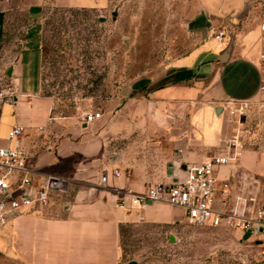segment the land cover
Masks as SVG:
<instances>
[{
  "label": "crops",
  "instance_id": "crops-1",
  "mask_svg": "<svg viewBox=\"0 0 264 264\" xmlns=\"http://www.w3.org/2000/svg\"><path fill=\"white\" fill-rule=\"evenodd\" d=\"M115 1L0 0V77L14 89L0 103V147L13 148L9 134L22 127V147L34 148L26 149L33 165L73 181L49 207L29 209L0 229V264H120L122 229H176L185 220L181 209L166 203L126 210L117 199L127 189L143 193L149 185L173 182L181 165L231 153L227 145L239 128L244 149L237 162L217 168V176L264 203V143L253 141L264 133L261 0H195L208 34L226 33L222 44L210 37L172 60L160 77L134 82L127 97L113 98L115 107L94 122L55 116V99L44 93L42 75L40 32L48 6L104 10ZM230 41V56L222 63ZM240 101L248 110L238 126L227 103ZM115 170L121 171L119 178Z\"/></svg>",
  "mask_w": 264,
  "mask_h": 264
},
{
  "label": "rangeland",
  "instance_id": "rangeland-1",
  "mask_svg": "<svg viewBox=\"0 0 264 264\" xmlns=\"http://www.w3.org/2000/svg\"><path fill=\"white\" fill-rule=\"evenodd\" d=\"M204 19L195 0H116L104 10L49 5L40 32L42 75L55 116L82 123L113 109L111 100L125 99L134 82L160 77L172 60L215 38ZM258 139L264 143V133ZM130 263L264 264V246L186 222L176 229L130 226L121 231L120 264Z\"/></svg>",
  "mask_w": 264,
  "mask_h": 264
},
{
  "label": "built area",
  "instance_id": "built-area-1",
  "mask_svg": "<svg viewBox=\"0 0 264 264\" xmlns=\"http://www.w3.org/2000/svg\"><path fill=\"white\" fill-rule=\"evenodd\" d=\"M259 43L260 55L258 70L260 74L259 91L264 105V0L259 3ZM226 33L219 31L215 40L222 44ZM14 94L13 87L4 77H0V103ZM229 115L238 126L243 124L248 110L247 102H228ZM101 118V113L89 114L87 123ZM24 129L15 126L9 134L14 140L13 148L0 147V229L15 216L29 209H45L56 196L69 192L72 180L59 175L44 174L33 165V155L22 147L21 137ZM243 129L239 128L228 143L231 153L219 152L205 157L201 163L179 167L180 175L169 184L149 185L143 193L130 189L117 199V206L129 210L137 208L144 211L152 203H166L179 208L184 220L190 226L235 231L248 236L264 246V203L249 190L238 189L230 179L221 180L217 168L238 161L244 149L241 139ZM251 136V130L246 131ZM121 176L120 170L113 173ZM108 175H103L101 183L106 185ZM144 220V218H142Z\"/></svg>",
  "mask_w": 264,
  "mask_h": 264
},
{
  "label": "water",
  "instance_id": "water-1",
  "mask_svg": "<svg viewBox=\"0 0 264 264\" xmlns=\"http://www.w3.org/2000/svg\"><path fill=\"white\" fill-rule=\"evenodd\" d=\"M114 16H116V13H114ZM231 50H232V42L230 41V43L227 45V47L221 53L220 60L222 63H226L228 61ZM220 111H221V109L218 110V112H220ZM245 238L247 239L248 236H246ZM130 264H133V263H130Z\"/></svg>",
  "mask_w": 264,
  "mask_h": 264
}]
</instances>
